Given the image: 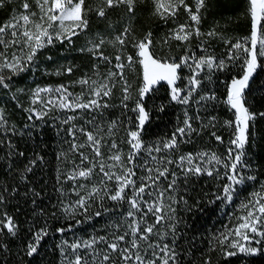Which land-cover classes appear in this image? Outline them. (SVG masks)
<instances>
[{"label": "trees", "instance_id": "16d2710c", "mask_svg": "<svg viewBox=\"0 0 264 264\" xmlns=\"http://www.w3.org/2000/svg\"><path fill=\"white\" fill-rule=\"evenodd\" d=\"M31 1L28 0L30 4H32ZM190 1L185 0L189 4ZM208 1L199 23L201 35H193L188 41H180L174 38L172 29L177 24L176 22H182L186 18V10L183 7L174 17L168 16L165 19L156 13L155 0H135L132 11H129L128 5L124 3L108 7L104 0H85L87 28L74 36L70 43L55 41L52 45L40 50L36 56V71L29 84L36 82L65 83L73 80L79 81L81 78H91L102 83L109 71L120 72L115 67L117 63L115 57L119 55L121 56L120 62L126 65L123 69V76L131 86L130 94L136 97L142 84V67L139 64L138 52L134 44L143 40L149 33H151L150 52L161 60L178 59L186 53L206 56L208 53L212 54L217 60L226 61V70L215 68L205 70L201 78L203 79L202 85L207 84V86L203 90H197L188 105L172 102L169 97V86L163 81L145 96L144 105L149 111L150 120L141 136L146 147L157 146V141L169 139L177 127L183 126L184 111L187 110L190 113L189 116L193 117L191 123L196 131L186 137L179 144L178 149L152 152V156L158 159L166 156L178 161L180 155L204 151L216 153L217 156L227 160L228 157H223L221 154L231 146L230 141L235 126L234 123L232 127L224 124V121L234 119V110H229L224 101L227 97L229 81L239 76L243 70L241 65L243 57L229 60V48L238 37L245 38L250 35V5L249 0ZM21 3V0L15 1L13 6L17 8ZM11 4L12 2H7L0 5V22L10 11ZM101 7L105 9L103 17L97 14V9ZM126 29L127 32H125ZM210 31H215L216 35L208 36L207 33ZM263 32H259V35ZM121 35L125 40L124 45L115 42V38ZM101 39L105 43L98 51L109 57L107 61L86 50L92 46L90 41L99 43ZM229 41L231 43H228ZM198 44L207 46L206 51L197 50ZM129 55L134 58L131 67L127 66ZM56 66L60 68L62 74L56 75V72L50 70ZM67 67H72L71 73L64 71ZM190 74V70L185 67L180 70V75L185 77L184 80L178 82L180 87H184L186 78ZM112 82L115 84L112 88V95L101 98L102 101H107L109 107L100 108L99 111L97 109L71 111L73 113L71 116H75L76 119L68 124H63L62 121L70 115L56 122L54 117L37 120L33 114L25 111V101L19 96L15 98L12 88L14 83L17 86L28 85L24 83L21 75H17L14 82H9L8 88L0 85V109L4 110V116L8 121L5 128L16 130H0V140H3V144H0V195L4 196V200L0 201V221L6 223L5 214H7L13 217L18 226L15 236L9 234L6 228L0 227V264H67L65 255L68 260L74 259L70 244L88 240L92 236H107L111 239L112 233L122 235L128 231L127 224L124 223L129 207L127 200L117 202L105 198L100 201L97 197L94 202H90L91 206L87 212L78 209L74 216H69L62 211V204L74 203L78 199L76 192L73 191L74 188H77L81 196H86L95 185L101 189L100 195H105L104 185L109 184L108 180H105L104 184L100 183L104 178L99 171L98 164L93 168L97 174L95 178H91V185L83 189L78 187L81 185L78 178L75 181L65 179L68 175L67 170L73 165L74 156H78L81 150L79 152L70 150L73 137L67 132V129L73 127L78 119L85 121V118H91V124L96 126L97 134L100 135L102 156L106 153V147L113 143V139L120 142L119 151L124 156L122 159L136 172L133 179L137 180V186L140 184L138 178L147 175L141 167L145 161H148L146 167L162 168L164 166L152 161L144 149L140 151L132 164H127L128 153L131 150L127 143V131L135 130L136 113L131 111L134 106L132 100L126 102L128 108H124L121 103L124 84L120 76L117 75ZM249 85V88L245 90L246 106L251 112L257 113V116L251 122L249 140L244 150L245 161L250 167L241 171L245 175L254 176L255 179L245 180L243 184L236 186L232 201L217 200L216 195H222V185L228 183L226 179L217 178L215 173L211 177L202 174L191 176L187 183H184L181 168L178 163H173L167 165L170 170L167 178L161 177L155 185L145 190L144 198L148 201H155L159 193L163 191L164 195L160 199L163 201L165 211L167 212L169 204L175 208L178 221L175 238L178 264H203L206 258H210L211 264H264V251L262 250L251 255L238 253L236 256H227L220 250L222 246L218 243L215 249L210 250L213 238L230 227L232 216L237 213L232 210L230 212V207L239 204V197L245 194L248 188L260 185L262 189L261 186L264 185V117L259 116V113L264 112V58H261L260 66L250 79ZM72 88L85 94L89 92L87 85L79 83H74ZM213 93L215 100L200 101L201 95ZM197 101L200 102L197 103ZM161 105L164 107L163 111H160ZM29 115L33 117L32 121L28 120ZM197 115L202 118L203 124L208 123V117L215 116L217 118L215 127L204 129L201 120L195 119ZM129 118H132L131 122ZM112 121H116L117 126L112 128L109 134V125ZM27 124L35 125L31 129V135H20L21 130L25 133L29 131L25 128ZM212 131L221 136L222 140L217 141L211 136ZM80 134L84 136L82 132ZM78 136L79 131H76V138ZM9 142L15 145V153L23 152L25 155L23 157L9 156ZM37 156L43 159H37L35 165H30L29 162ZM103 163H105L106 170L121 169L120 165H117L112 170L108 168L109 163ZM26 166H31L32 171L25 172ZM214 167L223 176L225 171L223 165H214ZM172 171H175L179 177V187L176 189L167 188L172 179L170 175ZM21 174L26 178L21 179ZM152 175H156L155 171ZM126 192L131 196V189H126ZM169 197L177 202L172 203ZM181 197L183 200L180 199ZM184 201L187 203L185 204ZM141 207L143 211L147 210L143 204ZM97 211L101 212L100 216L95 215ZM139 215L140 213L137 217ZM127 219L131 220V218ZM147 219L154 223L151 213ZM116 224L123 226L113 227ZM41 227H47L48 235L41 241L37 253L30 257L26 254V245L32 239V233ZM61 228L64 229L63 232L57 231ZM161 230H163L162 227ZM130 239V235L126 236L125 241L120 242L121 245L128 246L127 242ZM172 240L171 235L165 238V242L169 244H172ZM64 241H67V244H63ZM144 246L142 243L141 247ZM61 247L66 249V253L61 252ZM223 247L232 250L227 245ZM105 249L106 244L101 243L94 246V251L98 254L94 262L93 250H85L81 247L78 252L89 261V264H99ZM113 259L119 260L118 254H113ZM105 264H110V262H105Z\"/></svg>", "mask_w": 264, "mask_h": 264}, {"label": "snow or ice", "instance_id": "6c2138e0", "mask_svg": "<svg viewBox=\"0 0 264 264\" xmlns=\"http://www.w3.org/2000/svg\"><path fill=\"white\" fill-rule=\"evenodd\" d=\"M135 0H104V3L108 7H112L114 4L124 3L128 5V10L132 11ZM3 3V0H0ZM36 4L40 9L39 19H34L36 13L29 11L30 4L27 0H24L21 7L24 10L20 15L13 17L11 21L4 26H0V45L4 46V51L0 52V85L4 88H8L13 76L19 75L29 69L30 65L35 62L37 53L44 49L48 45H52L55 41L71 42L72 38L79 34V32L85 30L88 26V20L85 18V0H36ZM205 0H196V11L193 12L185 0H155L156 13L162 18L168 16L174 17L179 9L183 7L189 14L190 21L194 22L192 25H178L174 30L173 36L180 41H188L193 35L200 36L199 23H200V9L204 7ZM249 12L251 16V35L245 37L242 40H237L235 43H231L229 48L228 59L239 58L242 54L243 61V74L239 78H232L230 85L227 89V97L224 101L229 110H234V121L226 120L224 124L228 127L235 125L233 136L230 141V147L227 150L228 159L224 160L217 156L216 153L197 152L187 153L180 155L178 161H174L166 156H161L159 159L156 156H152V152L171 151L179 148V144L184 141L186 137H189L196 131L191 121L193 117L189 116L188 111H184V119L182 121L183 126H179L171 134L167 140L157 141V146L146 147L142 139L141 133L146 127L147 122L150 120L149 111L146 110L144 105L145 96L155 89V86L160 82H166L170 88L169 97L172 102L180 105H188L189 101L202 85V81L199 78V72L205 67L209 70L218 69L226 70V61L223 59L217 60L215 57L201 56L199 58L194 55H188L180 57L178 59L166 58L161 60L159 57H154L150 52L151 45V33L148 34L143 40H140L134 47L138 50L139 64L142 67V84L138 89V95L133 97L130 94V85L127 80L124 79L123 69L125 64L121 63V56L115 57L117 63L115 67L120 70L119 73L109 71L104 78V82L98 83L91 78H81L77 83L81 85H87L89 88V94L93 97L86 102L82 100L83 93L73 96L64 85H60L56 88L52 87H39L37 86L31 94V103L36 104L40 102L44 104V108L48 109L49 105L54 108L60 109H100L107 108L110 105L105 100L101 103V98L109 97L112 95V88L115 84L113 79L119 75L120 80L123 81V99L122 105L124 108H128L126 103L129 100L133 101L134 106L131 111L136 113L134 129L127 131V143L130 145L131 150L128 153L127 164H132L137 158L142 149L146 150L151 157V160L164 165L161 167H146L148 161H145L144 171L147 175L141 176L139 186H137V180L133 179L136 176V172L133 168L128 167L122 156L117 153L109 157L115 163L108 165V168H115L120 165L122 171L117 173L114 171L106 170L105 163L100 162L98 164L100 173L103 174L101 184H104L105 180L115 181V186L111 189L104 185L105 195H100L101 189L98 186H93L86 196H81L77 188L73 191L76 192L78 199L74 203L62 204V211L69 215L74 216L78 209L88 211L91 206L90 202H94L98 197L100 201L105 198L111 201H124L127 200L129 205L124 217V223L127 224V229L124 234L117 235L112 233L111 239L107 236H92L88 240L82 242L77 241L69 245L72 250L74 259L68 260L65 255L67 264H89V261L79 254L78 250L83 247L85 250H93V262L97 259L98 254L94 251V246L97 244H106V249L100 257L99 264H178V253L175 250V238L177 234L176 224L178 223L175 216V208L171 204L167 206V212L163 201L160 199L163 197L164 192L161 191L155 201H148L144 198L145 190L152 185H155L161 177L167 178L169 175V168L167 165L178 163L183 173V181L187 183L189 177L199 176L207 174L213 176L214 173L219 179H226L228 183L222 185V195H216L217 200L232 201L235 188L241 185L245 180H254V176L245 175L241 170L247 169L250 165L245 161V146L249 140V131L251 122L256 119L257 113L251 112L249 107L246 106L247 101L245 99V90L249 88V81L253 77L257 68L260 66L261 58H264V36L259 35V32L264 31V0H249ZM97 14L101 17L105 15V9L103 7L97 9ZM127 32V29L125 30ZM208 36L216 35L215 31L207 33ZM6 36H10L11 39H6ZM250 41V45H249ZM115 42L120 45H124L125 40L123 36H117ZM91 47L86 50L92 53L94 56H99L102 60H109V57L104 56L102 52L98 50L105 43L103 39L99 43L91 42ZM12 45H18L17 51H14L9 56L7 49ZM25 49H27L25 51ZM85 51V49H81ZM51 59V57H48ZM194 61L189 63V61ZM128 67H131L134 63V58L127 56ZM187 67L191 74L186 78L184 87H180L178 82L185 79L180 75V70ZM4 70H8L9 75L3 74ZM72 67H67L64 71L71 73ZM56 75L62 74L58 69ZM210 78V77H209ZM8 81V82H6ZM22 91V90H21ZM56 93L58 97L56 99L43 100L41 94ZM215 94H205L200 96V101L215 100ZM200 101H197L199 103ZM163 105L160 106V111H163ZM25 111L35 114L37 120H43L47 116L46 110L37 111L35 108L25 109ZM259 116L264 117V112L259 113ZM33 117L28 116V120L32 121ZM75 116H68L62 121L63 124L75 120ZM196 120H201L202 127L204 129L214 128L216 124V117L210 116L207 118L208 123L203 124L202 118L197 115ZM132 118H129L131 122ZM8 121L4 116V110L0 109V130L3 131H16L14 128H5ZM88 123H91L89 121ZM117 126L116 121H112L109 125V134L111 129ZM35 125L27 124L26 129H29L27 133L20 131V135H31V129ZM75 126L68 128L67 132L73 137V141L70 144V150L79 152L80 149L85 147V144H77L75 142L76 131L82 132L86 136V144L90 146L95 154V157H102L101 152V139L97 138V134L92 131H86L83 128L73 130ZM213 136L217 141H221V136L217 135L215 131H212ZM0 144H3V140H0ZM8 147L10 149L9 156L19 155L23 157V152L15 153V145L9 142ZM113 149L117 148V144L113 142L111 144ZM81 157V165H84L85 161H89V157L84 155L83 152H79ZM61 155H65L61 153ZM37 159H43L37 156L32 159L29 164L35 165ZM199 161V162H198ZM202 162V163H201ZM91 163V161H89ZM222 164L225 169L223 176L215 169L214 165ZM212 165V167H210ZM97 167L96 164H92L91 167H74L73 170L65 177L67 180L75 181L77 177L88 178L93 175V168ZM32 167L26 166L25 172H31ZM155 171L156 175L152 173ZM172 179L168 183V189H176L179 187V177L175 171L170 173ZM26 177L21 174V179ZM59 179V176H58ZM79 189H83L84 185H79ZM126 189H131L132 194L129 196ZM264 189V185H262ZM38 195V193H34ZM172 203L177 201L172 197H169ZM183 200V197L180 198ZM4 200V196L0 195V201ZM35 203V201H33ZM186 204L187 202L184 201ZM146 207V211L142 210L141 205ZM243 210V215L235 218L232 226L224 232H221L219 236L214 237L211 241L210 250L215 249L216 244L221 245V251L227 256H236L238 253L255 254L262 249L251 246L255 244H261V238H264V195L260 192H254L252 198L247 201L241 202L240 205ZM191 210V209H188ZM105 211H108L105 209ZM140 213L139 217L137 214ZM151 213L154 218V223L149 222L147 217ZM55 215V214H53ZM96 216H100L101 212L97 211ZM6 223L0 221V227L6 228L7 232L12 236L17 234L18 226L14 222L13 217L7 216ZM127 218H131L129 221ZM121 224L113 225V227H122ZM161 226L163 230H161ZM31 231V229H30ZM59 232H63L64 229H57ZM48 235L47 227H41L32 233V239L26 245V254L33 256L37 253L38 247L41 241ZM131 237L128 240V246H122L120 242L125 241L126 236ZM171 235L173 237L172 244L165 242V238ZM229 237H233L229 240ZM142 243L145 245L141 247ZM63 244H67L64 241ZM227 245L232 250H227L223 247ZM61 252L66 253V249L61 247ZM143 253V254H142ZM113 254H118L119 260L113 259ZM203 264H211L210 258H206Z\"/></svg>", "mask_w": 264, "mask_h": 264}, {"label": "rangeland", "instance_id": "374dc122", "mask_svg": "<svg viewBox=\"0 0 264 264\" xmlns=\"http://www.w3.org/2000/svg\"><path fill=\"white\" fill-rule=\"evenodd\" d=\"M15 1H18V0H3V3H0V5H3V4H6L7 2L8 3H11L12 2V4H11V6H10V11L2 18V20H1V22H0V26H4L6 23H8L9 21H11L12 19H13V17H16V16H18V15H20L21 13H23L24 12V10L22 9V7H21V5H22V3L24 2V0H21V5L19 6V7H17V8H15L14 6H13V2H15ZM27 2H28V0H27ZM32 2V4H30L29 2V4H30V10L29 11H31V12H34V13H36V16L34 17V19H39V15H40V9H39V7L37 6V4H36V0H32L31 1ZM208 0H205V4H204V7H202L201 9H200V13H199V15H200V17H202V13H203V11H204V9H205V7H206V4L208 5ZM186 4L189 6V7H191V9H192V11L193 12H195L196 11V0H191L190 1V4L188 3V2H186ZM177 24L173 27V29H172V33H174V30H176L177 29V27H178V25H181V24H184V25H192L194 22H192V21H190V17H189V14H188V12L186 11V18H185V20L184 21H182V22H176ZM198 27H199V25H198ZM200 28V27H199ZM210 30V29H209ZM259 34V33H258ZM250 35H251V32H250ZM250 35H249V37H250ZM262 36H264V32L261 34ZM6 39H11V37L10 36H6ZM243 38L242 37H238V39L237 40H242ZM236 40V41H237ZM235 41V42H236ZM139 42V41H138ZM234 42V43H235ZM250 42V41H249ZM199 46H198V48H197V50H202V51H206V49H207V46H205L204 44H198ZM18 45H12V46H10L8 49H7V54L10 56L11 55V53L12 52H14V51H17V49H18ZM27 49H25V51H26ZM4 51V46L3 45H0V52H3ZM137 52H138V50H137ZM209 55H211V56H213L212 54H209L208 53V55L207 56H209ZM195 57H197V58H199V57H201V56H205L206 57V55H204V54H200V55H194ZM243 57V55H240V57L239 58H242ZM243 61H244V57H243V59H242V66H243ZM189 63H193L194 64V61H192V60H190V62ZM37 64V58L35 59V62L33 63V65H30L29 66V69L27 70V71H25V72H22V73H20L19 75H21V77L23 78V81H24V83H26V84H28V85H23V86H17L15 83H14V85H12V88H13V91H14V95L16 96L15 98H17V96H19V97H21L24 101H25V106H24V108H26V109H29V108H35L37 111H40V110H46L47 111V118L48 117H50L51 119H52V117H54V120H56V122L57 121H59V120H62V119H64L65 117H67L68 115H72L73 113H71V111H73V110H69V109H60V108H54V107H51V105H49V108L48 109H45L44 108V104H42V103H40V102H37L36 104H32L31 103V99H30V97H31V94H32V91L37 87V86H39V87H41V88H43V87H52V88H56V87H58V86H60V85H64L65 87H67V89H68V91L70 92V93H72L73 94V96H75V95H79V94H81V93H83V96H82V100L84 101V102H86L88 99H91V98H93L90 94H89V92H87L86 94L84 93V92H81V91H76V90H74L72 87L74 86V83H77V81H75V80H73L72 82H65V83H39V82H36V83H31V84H29V81L30 80H32V78H33V76H34V73H35V65ZM185 68H187V67H185ZM60 70V68L58 67V66H56V67H52L50 70H52V71H54V72H56L57 70ZM188 69V68H187ZM205 70H207V68L205 67L202 71H200L199 72V78L201 79V81H202V83H203V79L201 78V75L205 72ZM3 74L5 75V76H8L9 75V72H8V70H4V72H3ZM243 74V70H242V73L239 75V76H237V77H235V78H239L241 75ZM18 75V76H19ZM17 78V75L16 76H13L12 77V79H11V81L10 82H14V79H16ZM232 80V79H231ZM231 80L229 81V84H228V86L230 85V83H231ZM6 82H8V81H6ZM9 83V82H8ZM206 86H207V84L206 85H201L197 90H203V89H205L206 88ZM170 89V88H169ZM22 90V91H21ZM197 92V91H196ZM42 95V98H43V100H45V101H47V100H49V99H56L57 97H58V94H56V93H49V94H41ZM193 95H194V93H193ZM193 95H192V97H193ZM18 100V99H17ZM104 101H102L101 100V103H103ZM80 110H83V109H80ZM97 111H99L98 109H97ZM29 113H31V114H33L34 116H35V114L34 113H32V112H29ZM188 114H190V113H188ZM36 117V116H35ZM63 117V118H62ZM89 121H91V118H85V121H80V119H78L73 125L75 126V128L74 129H80V128H83V129H85L86 131H92V132H94L95 134H97V129H95L96 128V126L95 125H93V124H91V123H88ZM233 121H234V119H233ZM235 126V125H234ZM81 132L79 131V136H78V138H76L75 137V142L77 143V144H85V147L84 148H82L81 150H80V152H83L84 153V155H86V156H88L89 157V161H91V163H89V161H85L84 162V165H81V157H80V154L78 153V156H74V160H73V165H72V167L71 168H69L68 170H67V173L69 174L72 170H73V168L74 167H77V166H81V167H91L92 166V164H99L100 162H107V163H109L110 165L111 164H113V163H115L114 161H112L111 159H109V157H111L112 155H115V154H117V153H119L120 155H121V153H120V149H119V145H120V142L118 141V140H116V139H113V142H115L116 144H117V148H115V149H113L112 147H111V144L110 145H108V147H106V153H105V155L104 156H102V157H95V154H94V151H93V149L90 147V146H88L87 144H86V136L84 135H81L80 134ZM97 138H100V135L99 134H97ZM234 138V136L232 137V139ZM225 144H227V143H225ZM122 156V155H121ZM221 156H223V157H228V155H227V151H225V152H223L222 154H221ZM122 157H124V156H122ZM102 158H105V159H103L102 160ZM106 160V161H105ZM112 170H113V168H112ZM122 170L120 169V168H115V170H114V172H117V173H119V172H121ZM97 173L95 172V170H93V175L91 176V177H88V178H82V177H77L78 179H79V181H80V184L81 185H84L85 187L87 186V185H91V178H95V175H96ZM77 180V179H76ZM109 184H107V186H108V188L109 189H111V188H113L114 186H115V181H109L108 182ZM260 186V185H259ZM259 186H253V187H250V188H248V190L246 191V193L245 194H243V195H241L240 197H239V204L238 205H236L235 204V207H230V212H231V210L232 211H237V213L236 214H234L232 217V219H231V224L229 225V226H232L233 224V222H234V220H235V218L236 217H238V216H241V215H243L244 213H243V210L241 209V207H240V205H241V202H243V201H247L248 199H250V198H252V194L254 193V192H260L262 195H264V190L263 189H260V187ZM262 187V186H261ZM233 237H229V240H231ZM261 240H262V242H261V244H259V245H257V244H255L254 242L252 243V245L251 246H254V247H257V248H259V249H262V251H264V238H261Z\"/></svg>", "mask_w": 264, "mask_h": 264}]
</instances>
